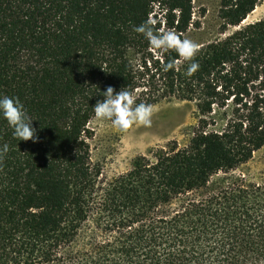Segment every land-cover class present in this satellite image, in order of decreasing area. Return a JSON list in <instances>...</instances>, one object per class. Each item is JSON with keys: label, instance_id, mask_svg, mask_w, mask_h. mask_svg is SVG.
<instances>
[{"label": "trees", "instance_id": "1", "mask_svg": "<svg viewBox=\"0 0 264 264\" xmlns=\"http://www.w3.org/2000/svg\"><path fill=\"white\" fill-rule=\"evenodd\" d=\"M260 2L218 0V35L185 61L133 28L186 39L193 0H0V94L38 137L0 118V264H264V181L236 173L264 146V17L243 23ZM108 87L194 102L192 137L103 182L89 123Z\"/></svg>", "mask_w": 264, "mask_h": 264}, {"label": "rangeland", "instance_id": "2", "mask_svg": "<svg viewBox=\"0 0 264 264\" xmlns=\"http://www.w3.org/2000/svg\"><path fill=\"white\" fill-rule=\"evenodd\" d=\"M261 0L258 9L264 8ZM193 18L200 23L192 28L186 39L195 45L211 40L218 35V0H193ZM264 17L262 12H252L246 22ZM152 108L151 123L148 126L131 124L125 131L113 128L110 121H90L93 131L91 146L92 163L101 169L100 179L107 182L113 177L128 171L134 159L169 141L176 140L183 145L192 137L199 114L194 102L162 101ZM236 173H242L250 181H264V146L254 153L252 159Z\"/></svg>", "mask_w": 264, "mask_h": 264}, {"label": "clouds", "instance_id": "3", "mask_svg": "<svg viewBox=\"0 0 264 264\" xmlns=\"http://www.w3.org/2000/svg\"><path fill=\"white\" fill-rule=\"evenodd\" d=\"M156 21L149 17L143 23L133 28V31L141 34L148 42L150 48L167 51L173 50L176 55L185 61H192L196 52L195 44L188 39H180L172 31H159L154 28ZM174 62H169L163 66L164 71L173 70ZM197 69V65L189 63L186 74L191 75ZM103 100L97 101L93 106L95 118L101 121H110L113 128L118 131H125L133 123L148 126L151 123L152 108L144 103L136 104L131 94L120 90L115 92L112 87H108L102 92ZM0 118L6 121L7 126L12 130L14 139L21 141L38 139L36 129L33 127V119L30 118L24 105L14 96L0 94ZM8 150V145L4 144L0 149V158Z\"/></svg>", "mask_w": 264, "mask_h": 264}, {"label": "bare ground", "instance_id": "4", "mask_svg": "<svg viewBox=\"0 0 264 264\" xmlns=\"http://www.w3.org/2000/svg\"><path fill=\"white\" fill-rule=\"evenodd\" d=\"M263 6H264V5H263ZM263 9H264L263 7H262V8L260 7L259 9H258V7H257L253 12H255V11L262 12Z\"/></svg>", "mask_w": 264, "mask_h": 264}, {"label": "water", "instance_id": "5", "mask_svg": "<svg viewBox=\"0 0 264 264\" xmlns=\"http://www.w3.org/2000/svg\"><path fill=\"white\" fill-rule=\"evenodd\" d=\"M245 21H246V20H244V22H243V23H245Z\"/></svg>", "mask_w": 264, "mask_h": 264}]
</instances>
